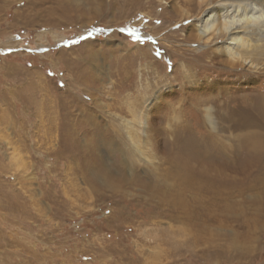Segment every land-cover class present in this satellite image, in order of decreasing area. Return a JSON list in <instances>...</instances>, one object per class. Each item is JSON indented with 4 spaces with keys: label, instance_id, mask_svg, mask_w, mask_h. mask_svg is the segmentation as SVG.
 Here are the masks:
<instances>
[{
    "label": "rangeland",
    "instance_id": "obj_1",
    "mask_svg": "<svg viewBox=\"0 0 264 264\" xmlns=\"http://www.w3.org/2000/svg\"><path fill=\"white\" fill-rule=\"evenodd\" d=\"M173 4L0 0V264H264V160L228 120L264 66L208 63Z\"/></svg>",
    "mask_w": 264,
    "mask_h": 264
},
{
    "label": "bare ground",
    "instance_id": "obj_2",
    "mask_svg": "<svg viewBox=\"0 0 264 264\" xmlns=\"http://www.w3.org/2000/svg\"><path fill=\"white\" fill-rule=\"evenodd\" d=\"M172 1L174 3V0ZM180 1H182L185 4V7L178 6L177 7L178 9H176L177 15L183 16L185 18L196 17L199 15V13L202 10L199 0H177V2H175L174 4L179 5ZM256 7L257 9H259L260 4L257 3ZM249 15L250 16L255 15V17L259 19V15L255 11L250 12ZM186 29H189V26H187ZM225 35H231L232 40L230 42L225 41ZM187 39L192 40V42L194 43H201V44L202 41L204 40V38L201 37L198 33H194L192 31H190ZM213 39L216 40V43L212 45L213 47L211 46L208 49L201 50L202 51L201 56H203L204 58H208L209 59L208 63L213 64L216 63L215 61H217V63H221L224 66L223 69L226 70L227 72L229 71L231 72V70H236V71H240L241 74L244 73V75L249 74L251 76L254 73L262 70L260 68L264 66V62L262 61V59L264 60V32H261L259 30V27L253 29L252 31H249L246 28H242L240 31L235 32L234 34L219 33L218 35H214ZM244 70H247V72H243ZM186 71H184V73L187 75ZM184 73H182V75H185ZM241 101L242 102H239L237 106H235V108L233 107L234 110H232L233 112H231L232 113L231 115L233 116L228 118V120L235 127V129L241 132V134L237 135V141L240 146L239 148L243 149L244 151H246V154L251 155L253 158L257 160L258 158L264 160V93L257 95H249V96L245 95L243 96V99ZM204 111L206 116L210 118L212 106H205ZM134 116L136 117L135 112H134ZM142 125H143L142 126L143 134L146 137V139H148L147 138L148 121L146 119L144 120V118ZM147 141L145 142L146 146H147ZM111 142L112 141H110L109 144ZM174 142L175 140L169 143L174 145ZM215 144L217 146V142L213 141L212 146H215ZM114 148H115L113 149L114 152L115 153L117 152L119 154V160L117 161V165H119L121 169L126 170V165L129 164L128 160L132 158L131 156L133 155V152L129 150L128 146H124L123 144L117 145ZM189 155L186 157L184 156L185 157V158L183 157L184 159L182 157H181L182 159L179 158L176 159V157L172 155V160L171 159L169 160L171 166L167 168V172L164 173V176L171 177L172 175L175 178L179 177L180 179H183L184 182H187L188 185L191 182V180H193L192 177L190 176V171H188L189 164L187 163L188 161H191V157H189ZM113 170L109 168L108 170L105 171V175L108 176L110 174H114ZM116 171H119V174L122 176L126 175V173H124L120 169ZM93 174H95L96 176H102V174L98 172L97 173L93 172ZM149 174L157 182H159V177L162 176L160 175L158 178L155 177L157 176V174L155 172H152V170L151 172H149ZM163 184L165 185V187H170L168 183H163Z\"/></svg>",
    "mask_w": 264,
    "mask_h": 264
},
{
    "label": "snow or ice",
    "instance_id": "obj_3",
    "mask_svg": "<svg viewBox=\"0 0 264 264\" xmlns=\"http://www.w3.org/2000/svg\"><path fill=\"white\" fill-rule=\"evenodd\" d=\"M175 2L177 0H174ZM199 3L202 9L199 15L184 18L182 23L189 26L190 31L204 38L200 47L210 48L216 43L213 36L219 33L234 34L242 28L252 31L257 27L264 32V0H199ZM257 3L260 4L259 9L256 7ZM253 11L258 13L259 19L255 15H249ZM120 31L123 32L125 29L122 28ZM130 34L135 36V30H132ZM231 40V35H225V41L230 42Z\"/></svg>",
    "mask_w": 264,
    "mask_h": 264
}]
</instances>
